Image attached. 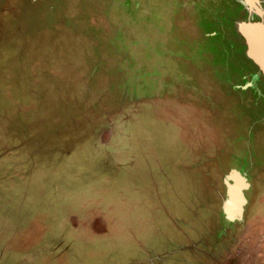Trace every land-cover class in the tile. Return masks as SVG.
I'll list each match as a JSON object with an SVG mask.
<instances>
[{
  "label": "rangeland",
  "instance_id": "374dc122",
  "mask_svg": "<svg viewBox=\"0 0 264 264\" xmlns=\"http://www.w3.org/2000/svg\"><path fill=\"white\" fill-rule=\"evenodd\" d=\"M129 1L125 45L145 73L132 68L129 103L67 122L60 139L45 131L72 107L59 100L72 73L38 45L52 0H0V264H264L259 235L222 243L240 227L220 210L223 175L264 163V79L236 34L235 2L162 0L157 17ZM110 54L97 52L91 86L115 81ZM196 115L215 139L207 151L217 140L229 163L221 173L213 162L190 170L183 144L195 141ZM258 171L246 172L253 192Z\"/></svg>",
  "mask_w": 264,
  "mask_h": 264
},
{
  "label": "trees",
  "instance_id": "16d2710c",
  "mask_svg": "<svg viewBox=\"0 0 264 264\" xmlns=\"http://www.w3.org/2000/svg\"><path fill=\"white\" fill-rule=\"evenodd\" d=\"M143 1L147 8L150 7L151 10L148 11L153 16H161L162 0ZM124 2H127L128 5L130 1L52 0L49 4L50 8L46 16V22L39 31L38 45L40 52H46L47 54L50 52L54 55L55 61H58L56 62L58 66L55 67V71L72 73V79L67 83H71L73 89L66 95L63 94L59 99L62 104H72L70 110H62L61 127L58 126L57 129H54L47 126L46 135L57 134V138L61 139L68 134L65 132L60 134L59 131L63 127L70 128L72 126L67 122L83 119L91 123L94 120L90 113L93 111L100 113L98 108L101 105L104 111H108L112 108L111 105L129 103L125 100L131 93L129 77L134 75V70L139 75H143L145 71L143 64L138 67V70L135 68L136 64L131 58V48L125 45V42L130 40V34L128 24L124 21L125 11L120 8ZM44 31H47L50 36ZM45 35L47 37H44ZM208 35L210 37L214 36ZM86 38L93 41L92 48L85 47L81 42V40L86 41ZM240 40L243 42L241 38ZM99 42L101 43L100 46L98 45ZM102 47L104 51L111 52L110 57H107L110 62H107L106 67L113 69L115 72L112 78L115 81L110 82L108 78L106 80L105 78L103 80L99 79L96 86H91V77L100 74L96 64L99 58L96 55ZM222 56L224 57V55ZM104 66V64L101 65L102 71ZM83 78H85L84 81H82ZM63 83L62 80L61 85L58 83V86L62 88ZM39 128H42V126H39Z\"/></svg>",
  "mask_w": 264,
  "mask_h": 264
},
{
  "label": "flooded vegetation",
  "instance_id": "af4514ba",
  "mask_svg": "<svg viewBox=\"0 0 264 264\" xmlns=\"http://www.w3.org/2000/svg\"><path fill=\"white\" fill-rule=\"evenodd\" d=\"M26 1H29V0H26ZM37 1H39V0H30L31 3H34ZM229 1L235 2V6H234L235 8L234 9L236 10V12L238 14L237 20H235V21H244V22H247V21L257 22V21H259L254 15H252L249 18V15L237 3L238 0H229ZM258 1H259V5H261L262 9L264 10V0H258ZM259 79H262L261 75H259ZM193 117L194 118H193L192 122H193L194 126H193V128H191L190 132H192L194 134L195 141L191 140V141H188L187 143L183 144L185 149H189V156H188L187 160H189L191 162L190 163V167H191L190 170H193L194 168L197 169L196 167H198L201 164V167L204 170H206L208 168V170L211 171V168H213V166H212V162H213L214 167L217 170H220V173H221V170L223 168H225L226 166H228L227 164H229V163L227 162V159H225V157H224V159L219 158L218 151L220 153V150H219V144H218L217 140H216L217 144H213L214 146H217V148H214L212 146L211 151H207V148L209 147V145H212L210 143L214 142L215 139H213V137H211V136H205L201 132V129L203 130V128H204L203 123H202L204 120L199 119L197 115L193 116ZM195 117H197V118H195ZM189 126H190V123L188 124V127ZM200 150H203L204 152H206L205 154L208 155L207 158H205L203 162L200 158L201 155H199ZM215 150H217V153H213V151H215ZM249 151H251V150L249 149ZM224 155H225V152H224ZM222 161H223V163H222ZM248 163L249 164L251 163L250 168H247L244 171L237 170L233 167L231 168V169L238 171L246 179V182L249 185L248 191L250 192L249 198L247 197L246 204L243 207V213H242L241 220L235 221L236 223H238V225H240V227L238 229L231 230L225 236L224 240H222V243H223V241H225V242L227 241L230 245L232 244L233 247L237 246L238 244L243 243L246 239H248L252 236H255L256 234L259 235L261 238H264V163L263 162L258 163V161H255V159H253V158L248 159ZM215 168H213V169H215ZM248 169L257 170V171L259 170L258 172H260L257 174L258 175V177H257V183L258 184L256 183V185H258V189L255 192H253V185L249 182L247 175H246V172L248 171ZM225 173L227 174V171ZM226 174H224L223 178H222V185L223 186H224L223 179H224ZM224 198H225V192H224L223 199ZM221 203H222V201H220V210H221ZM248 207L249 208L251 207V209L249 210ZM247 208L249 211L247 210V212H246ZM241 227H242V229H241ZM243 232H246L245 235H243L244 234ZM229 257H231V255H229ZM228 261H229V259H226L225 263L226 262L228 263Z\"/></svg>",
  "mask_w": 264,
  "mask_h": 264
},
{
  "label": "water",
  "instance_id": "95a60500",
  "mask_svg": "<svg viewBox=\"0 0 264 264\" xmlns=\"http://www.w3.org/2000/svg\"><path fill=\"white\" fill-rule=\"evenodd\" d=\"M237 3L249 15H254L257 22H234L236 34L243 40L245 46V57L257 69L258 74L264 79V10L258 0H238ZM150 19L151 16L147 15ZM246 85L242 87L245 89ZM225 187V198L221 203V212L224 220L228 223L240 221L243 207L246 204L248 183L246 179L236 170L231 169L223 179ZM92 231L96 234H104L106 226L101 219L96 218L92 224Z\"/></svg>",
  "mask_w": 264,
  "mask_h": 264
}]
</instances>
